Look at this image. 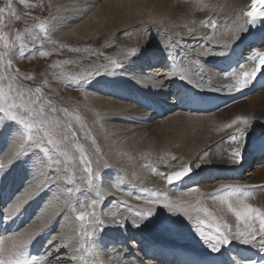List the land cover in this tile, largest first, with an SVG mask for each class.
Instances as JSON below:
<instances>
[{"label":"bare ground","instance_id":"1","mask_svg":"<svg viewBox=\"0 0 264 264\" xmlns=\"http://www.w3.org/2000/svg\"><path fill=\"white\" fill-rule=\"evenodd\" d=\"M50 1L53 11L48 22L50 28L47 29L50 34L67 41L90 40L94 46L99 43L101 34H108L110 43L116 42L120 46L115 59L123 55L129 57L125 61L126 65L121 67L122 71L120 69L116 73L114 78L118 77L117 81L104 83L103 78L105 86L100 83L101 86L97 85L92 90L88 88L85 92L86 99L82 101L85 103L87 100L89 103L85 104L89 107L88 114L86 113L89 121L93 117L100 119L95 125V134L91 131L87 138L91 140V135H95V143H99L100 151L104 152L105 159L113 167H109L110 164L105 167L101 158L96 163V157L91 166L93 175L99 177L95 180L97 183L94 181V187L90 188L92 201L94 198L98 200V209L108 206L100 212L98 209L94 210L96 216L104 219L105 227L97 230L94 240L90 238L92 231L88 229L89 226H84V232L88 235L81 232L76 213L72 215L68 205L74 204L77 199L81 201L83 195H86L80 192L77 194V181L69 184L63 177L58 179L63 170L57 171L50 165V170L56 174V183L41 191L29 187L34 180L35 153H40L30 148L24 156L17 157L16 154L25 148L24 140L23 143L16 142L18 131L16 125L11 124L5 126L9 128L6 133L2 134L0 131V156L3 155L0 162L12 165L4 171L6 174L0 172V203L7 210L0 248H11L13 241L8 240V237L15 236L19 241L26 239L28 233L35 232L36 235L25 248L28 254L34 248L39 264H47L48 261L50 264H86L89 259L93 264H101V261L102 264H159L148 259L153 251L167 254L176 263V254L187 255L191 251L213 253L195 230L201 226L197 223L198 220L210 221L211 218L204 213L190 212V220L178 211L174 212V217V213L169 212L162 204H146L144 201V205L133 197L118 195L120 189L115 185L117 175L114 170H121L119 166L123 165L132 169V177L136 176L140 186L149 189L160 187L163 190L166 189V182L159 179L157 174H172L199 160L200 167L194 168L184 178L196 179L198 182L190 184L194 187L199 182H204L198 191L175 193L173 188L157 197L161 201L167 198L174 205L188 208L196 205L206 207L218 222L227 223L233 229L242 227L226 205L207 194L221 189L223 185L250 190L260 189V184L264 183V163H256L264 159V156L254 160V165L244 176L241 172L245 159L257 153L256 148L264 137V91L212 114L200 111L217 103H224L229 94L234 92L229 90V86L234 85L235 81L225 78L223 74L243 65L234 49L243 40L244 32L230 47L223 48V42L230 39L237 27L243 26L242 10L251 0H104L102 4H99L100 0ZM210 19H215L216 29L205 26V22ZM230 29L233 31H229ZM209 36L213 39H205ZM107 44H103L99 52H109ZM133 49L137 50V55L127 56ZM214 51L223 54L211 55ZM196 60L199 64L194 63ZM146 67L147 70H144ZM181 68L190 69L191 79L200 87L173 75L174 71ZM168 69H171V75L166 74ZM114 86L117 88L114 89ZM135 100H138V104H133ZM149 107L155 109L150 110ZM238 116L250 118L251 124L247 126L246 140L242 145L243 159L233 164L230 150L235 145L228 142L229 137L246 126L227 128L226 125ZM82 136H79V140H82ZM92 151L90 155L97 154L93 149ZM204 153L207 156L201 159ZM9 156L12 157L11 160ZM42 156L45 158L44 154ZM142 161H152L162 167L158 172L154 169L157 166L147 168ZM246 177L249 179L246 180ZM207 179H210L209 183H205ZM81 181L83 180L80 178ZM69 185L72 188L68 191ZM97 192L100 193L99 196ZM121 197L128 200L125 202L136 211H153L154 214L149 218L151 222H146L150 225L149 230L142 233L140 227L127 225L126 222L132 223V219L128 218L123 226L108 223L111 219L107 220L106 215L117 211V208H110V202ZM16 198L22 203L18 211H12L10 205L15 203ZM39 198H44L41 209L37 214L31 213V205L26 204L31 199L36 201ZM245 199L251 206L264 211V195L261 196V193H253ZM71 200H74L73 203ZM129 216L134 220L137 217ZM170 220L184 225L185 229L177 226L175 230H171L165 223ZM41 224L44 225L43 230H40ZM142 234L155 242L166 241L161 243L172 249L166 251L149 240L143 243ZM185 241L190 243L183 247ZM81 242L84 244L83 249L79 246ZM57 244L60 245L58 250L55 248ZM236 246L251 251L254 258L260 252L259 249L238 241H232L219 252L231 253L228 248L234 249ZM85 249L89 251L86 252ZM49 252V255H45Z\"/></svg>","mask_w":264,"mask_h":264},{"label":"rangeland","instance_id":"2","mask_svg":"<svg viewBox=\"0 0 264 264\" xmlns=\"http://www.w3.org/2000/svg\"><path fill=\"white\" fill-rule=\"evenodd\" d=\"M99 2H100L99 4H102L104 0H100ZM0 9H4V13H5L3 24H0V34L7 36L10 45L9 49L6 50L4 47V42L0 41V52L7 51L9 53V55L5 56L3 60H0V75H3L5 77L8 76L15 77L16 79L13 81L14 87H19L23 91H30L33 97L38 98V100L40 101L38 106L45 107L46 114L51 119L59 120L62 124H68L70 127H72L73 131H75L77 134L76 143H78L83 147L86 153V158L88 160H91L90 167L93 164V159L96 157L95 158L97 159L96 163H98L99 161L98 158L99 159L101 158L100 160L101 161L103 160L102 162H104L103 164L105 165V167L110 164L109 167L113 168L109 160L105 159L104 152L100 151L99 143L98 142L95 143L96 141L95 135L94 136L91 135V140L87 138V135L91 131L92 132L95 131V125L100 121V119H98V117H93L92 120L89 121L87 117L89 111V107L87 105H89V103H87L88 102L87 100L85 101V103L82 101L86 99L85 92L88 91V88L92 90L93 87H96L97 85L98 87L101 85L105 86L104 85L105 82L117 81L118 77L116 79L114 77L117 76L116 73L120 72V69L122 71V68H120L119 70L114 69L112 67L111 62L116 61L118 63L124 64L123 66H125L126 65L125 61L126 59H129V57L126 58V56L123 55L124 57L120 56L118 57V59L117 58L115 59L116 57L115 54L119 51L120 46L117 45L116 42L110 43L111 39H109V37L107 36L108 34L106 35L101 34L99 36V43L98 44L96 43L97 44L96 46H94V43L91 42L90 40L81 41V42H74L69 40L67 41L65 38L62 39L61 37L50 34L49 30L47 31V29L50 28L49 27L50 23L48 22H50V18L53 12L51 8L50 0H23V2L22 0H0ZM13 13H15V15H13ZM18 37L22 38V42L18 41ZM103 44L104 45L107 44L106 48L110 50L109 52H105V53L99 52L103 48L104 46ZM20 48H23L24 54L28 56L27 59H23L19 54ZM91 49L94 50L91 51ZM40 52H44L47 55L41 56L39 55ZM98 52L101 54H98ZM8 60H11L12 62V69H8L7 67H5ZM144 70H147V67L144 68ZM88 73H98V74L91 75L90 77L86 78L85 74ZM25 77H29V78L26 79ZM103 78H105L104 83H103L104 80ZM8 82L9 81L7 79L4 81L5 84H7ZM36 88L41 89L40 94L35 93ZM106 93L107 92H105V94ZM175 112L177 113V111ZM166 117L167 115L165 116V118ZM0 120H3L2 116H0ZM3 123H5L4 126L0 125V131H2V134L6 133L9 130V128L5 126L11 124L13 126L16 125L15 128H17L18 137L23 131L16 122L5 121ZM26 136L27 133L24 134V147H27L28 151L31 150L30 148L34 149L35 151H38L33 146L32 142L26 139ZM79 136L83 137L82 140H79L80 139ZM89 144L90 145L93 144L94 146L93 145L90 146ZM48 147L50 148L49 154H44L40 152L39 153L40 155L44 154L46 159L49 158L48 159L49 165H52L57 171L63 170L62 175H58V179L60 177H63L65 180L69 181V184H72L73 182L77 181L76 183L77 194L79 195L80 193L81 194L84 193L86 195V196L83 195L81 201H78V199L77 200L75 199L76 201L73 200L74 204L78 205L80 203H83L85 206L84 209H78V211H85V210L89 212L92 211L93 195H91V190H90L92 186H90L87 182L88 175L85 171V168L82 166L83 162L80 160L79 151L76 149L74 145H69L68 146L69 157L66 159L65 157L60 155V149L64 148L65 147L64 145L61 144L58 149H52L51 146ZM92 149L96 151L97 153L96 155L95 154L90 155L93 152ZM55 160H59L61 161V163L60 162L53 163V161ZM254 160H255L254 156L251 157L248 156L245 159L243 165L245 166L246 169H244L243 174L244 173L246 174V172L250 170L251 166L254 165L255 163ZM258 162L259 161H257L256 163ZM132 163L134 164V162ZM142 163L145 164V167L147 168L150 166L152 167L157 166L156 168L154 167V169H156V171L158 172L160 170L159 168L162 167V166L159 167V165L153 163L152 161L149 162L142 161ZM119 167L121 170L112 169L115 171L117 175V178L115 179V185L118 186V189H120L119 190L120 193H118V189H116L118 195H126L128 197H133V199H136V201L140 203H144V205H146V204H155V203H149L148 201L155 200V198H157L158 195L160 194L165 195L167 191L173 190V186L169 185L167 181L163 178L164 175H169V172H167L168 174H164L162 176L160 174L156 175L159 179L164 180L166 182L165 188L167 190L164 188L162 190L160 189V187H154L149 189L146 186L145 187L140 186L141 184L137 182L136 176L135 177L133 176L134 178L132 177L133 175L132 169H128L123 165H120ZM255 168L256 166L254 167V169ZM70 170L72 171L70 172ZM80 178L81 180H83L81 181L83 186L80 182ZM246 178H245L246 180L249 179V177ZM95 182L97 183V181ZM134 185H139V187ZM70 187L72 188V185H69L67 187L68 191ZM250 190H252V193H256V194L261 193V196L264 195V189L262 187L261 189H250ZM149 191L151 192L153 191L154 192L153 194L155 195H153ZM217 191L218 190L208 193L207 194L208 197H210V194L216 193ZM86 192L88 194H86ZM174 192L181 193V191L179 190ZM137 197H140V199H137ZM114 200L110 202L111 204L110 208L111 209L117 208V211L114 212L117 214V219H123V221H126L128 218V220L132 219L131 221H133L134 218L129 215H135L136 210L131 208L132 206H129L127 204L128 202H125L128 200L122 197L121 199L119 198ZM32 201L34 200L32 199L29 200L28 204L26 205L30 206L29 203H31ZM73 201L71 200L72 203ZM144 201L146 202V204ZM98 206H99V202H97L94 206L95 211L98 209ZM106 208H108V206L105 207L104 209L99 208L98 210L100 212L101 210H105ZM40 209L41 208L38 207V210ZM70 213L74 215V213H72L71 210ZM111 214L113 213L110 212L106 215L107 220H109ZM173 216L175 217V213L173 214ZM136 219L138 220L139 218L136 217L135 220ZM146 222H151V220H149L148 218L144 221L143 224L140 225V228L142 229L141 231L142 233L150 229V225H147ZM108 223H113V222L108 221ZM126 223L127 225L132 224L131 222L129 224L128 222ZM165 223H169V227L172 228V230H175L174 228L176 227V224L173 221L170 220ZM85 224H86L85 227L88 228L89 226L88 222H85ZM161 226L162 225H158V227ZM95 227H96L95 225H91V227L89 226L88 229L92 231V229ZM127 229L129 230V228ZM96 232L97 230L94 232V234L90 235V238L92 240H94ZM161 242H166V241H161ZM185 243H190V242L185 241Z\"/></svg>","mask_w":264,"mask_h":264},{"label":"snow or ice","instance_id":"3","mask_svg":"<svg viewBox=\"0 0 264 264\" xmlns=\"http://www.w3.org/2000/svg\"><path fill=\"white\" fill-rule=\"evenodd\" d=\"M23 2V0H22ZM15 15V13H13ZM243 16L248 19L244 21L246 24L255 25L258 19H264V0H252L251 10L242 13ZM5 18L4 9H0V24H3ZM205 26L212 29H216L215 19H210L205 22ZM42 27V26H41ZM246 30L245 27H237L232 36L228 41H224V47H230L235 40L239 39L242 32ZM233 31V30H229ZM127 33H125L126 35ZM205 39H213L212 36L206 37ZM0 41L4 42L5 49H9V41L7 36L0 34ZM18 41L22 42V38L18 37ZM78 51V50H77ZM19 54L23 59H27L28 56L24 54L23 48H20ZM211 55H222V52H212ZM9 55L7 51L0 52V60H3L5 56ZM39 55L46 56L44 52H40ZM137 55V50L133 49L129 52V56L134 57ZM251 61V67L247 64H243L237 70L224 73L225 78H230L235 81L234 85L229 86V90L234 89L239 92L241 89L247 88L249 84L257 77L260 67L264 66V51H255L249 58ZM112 67L114 69H120L124 64L112 61ZM194 63L199 64L196 60ZM8 69H12V62L8 60L5 65ZM14 70V69H13ZM15 71V70H14ZM98 73H88L85 74L86 78L91 75H96ZM173 75L176 78L182 79L195 87H200L199 84H194L190 76V69L181 68L179 71H174ZM26 79L29 77H25ZM9 82L4 83L5 80ZM15 77H5L0 75V116L3 120H0V125L5 121L16 122L20 128L23 130L16 142L23 143L24 134L27 133L26 139L32 142L33 146L40 153L49 154L51 146L52 149H58L62 144L65 147L60 149V155L68 158L69 157V145H74L79 151L80 160L83 162L82 166L88 175V184L94 187V181L99 179V177L94 176L92 169L90 167V161L86 158V153L81 145L76 143V132L68 124H62L59 120L51 119L45 111L44 107H39L40 101L38 98H34L30 91H23L19 87H14L13 81ZM223 90V89H217ZM36 94L41 93L40 88L35 89ZM251 124V120L248 117L238 116L228 125L227 128H232L236 125H244L246 127L240 128L235 134L229 137L228 142L235 145L230 150L231 162L233 164L239 163L243 159V148L242 145L246 140L247 126ZM28 149L25 147L23 150L19 151L16 155L17 157L24 156ZM35 161L33 164L34 170V180L29 185V187H35L37 191L44 190L48 188L49 185L55 184V172L50 170L49 160L45 159L42 155L35 153ZM207 153L201 156L204 159ZM3 159V155L0 156V160ZM11 160L12 157L9 156ZM175 159V157H173ZM18 160V159H17ZM16 162V161H15ZM53 163H59V160L53 161ZM39 165V167H37ZM201 163L198 160L195 164L188 166H183L181 170L176 171L169 175H164L163 178L167 181L169 185L179 182L186 176L190 175L194 168L200 167ZM12 165L6 162H0V172H4L9 169ZM163 175V174H161ZM199 187H193L189 191H198ZM252 190H247L239 186L233 185H223L216 193L210 194V198L219 200L221 204L227 206V210L231 212L239 224L242 227H237L235 229L231 228L227 223H220L214 217L213 214L206 208L199 205L193 206L191 208L174 205L172 202L165 198L161 201L159 197L155 200H149V203L162 204L163 207L168 209L169 212H180L184 217L191 220L189 215L190 212L204 213L208 216L209 220H198L197 223L201 226L197 227L195 230L199 237L205 242V244L211 249L212 252H219L224 246L230 244L232 241H238L241 244L249 245L264 251V211L255 208L246 202L248 196H251ZM100 193L97 192V196ZM140 199V197H137ZM97 200L92 201L93 209L92 211H78V209H84L83 203L80 204H69L72 213H76V220L80 222V230L83 234L88 235L84 232L85 222H88L89 226L95 225L96 227L92 229V234L96 230H102L105 227L104 219L95 215L94 206ZM22 201L16 198L15 203L10 205L12 211H18ZM151 209L146 212L137 210L135 215L139 218L138 220H133L132 224L135 227H140L141 224L153 215ZM114 224H124L122 219H117V214L113 213L109 217ZM44 225H40V230H43ZM36 235L35 232L28 233L27 238L24 240L17 241L15 236L8 237V240L13 241L11 248L5 246L0 248V264H34V258L30 257L26 251L25 246L33 239ZM80 248H84V244L80 243ZM59 244L55 246L58 250ZM89 251V249H85ZM49 253L45 255H49ZM95 255V253H93ZM50 264V261L47 262ZM86 264H93L91 259L86 261ZM102 264V261H101Z\"/></svg>","mask_w":264,"mask_h":264}]
</instances>
